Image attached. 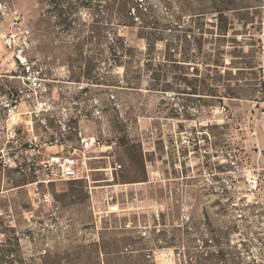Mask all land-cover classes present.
I'll return each instance as SVG.
<instances>
[{"label":"rangeland","instance_id":"374dc122","mask_svg":"<svg viewBox=\"0 0 264 264\" xmlns=\"http://www.w3.org/2000/svg\"><path fill=\"white\" fill-rule=\"evenodd\" d=\"M263 27L264 0H0V264H264ZM32 133L99 137L90 182L5 165Z\"/></svg>","mask_w":264,"mask_h":264},{"label":"built area","instance_id":"2783aa9c","mask_svg":"<svg viewBox=\"0 0 264 264\" xmlns=\"http://www.w3.org/2000/svg\"><path fill=\"white\" fill-rule=\"evenodd\" d=\"M261 37L264 40V33ZM18 59L20 60L19 57ZM191 69L193 70L194 67H191ZM8 106H10L8 114L11 115L14 108H16V103H10ZM224 109V106H222L221 110L223 111ZM8 132L10 137H13L14 130L10 128ZM203 135V131L186 128L180 132V139L178 142L180 146L188 149L189 152H198L204 157L208 149L203 145ZM58 144L57 139L52 142L42 143L39 135L32 133L22 150L14 151L11 148H4L1 150L3 153L2 156L7 158L4 160V164L12 165L15 169L32 173L38 177V181L40 182L48 183L71 180H84L90 182L92 169L89 166V161L98 158L92 155V153L96 151L97 148L102 147L100 138L95 136L81 138L79 148H73L72 151H50L44 149V146L53 148L54 145L58 146ZM60 146L63 145L60 144ZM120 167L121 165L115 162L114 165L110 167V176L112 177V170L116 171ZM150 175L152 177L157 176L154 170L150 172ZM244 177L248 193L254 194L259 185L258 175L251 171H246ZM3 215L4 211L0 207V216ZM8 222L11 223L10 220ZM5 237V233L0 226V247L4 245L6 240Z\"/></svg>","mask_w":264,"mask_h":264}]
</instances>
